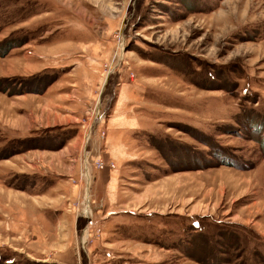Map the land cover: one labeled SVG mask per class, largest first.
<instances>
[{
  "label": "rangeland",
  "instance_id": "1",
  "mask_svg": "<svg viewBox=\"0 0 264 264\" xmlns=\"http://www.w3.org/2000/svg\"><path fill=\"white\" fill-rule=\"evenodd\" d=\"M0 264H264V0H0Z\"/></svg>",
  "mask_w": 264,
  "mask_h": 264
},
{
  "label": "crops",
  "instance_id": "2",
  "mask_svg": "<svg viewBox=\"0 0 264 264\" xmlns=\"http://www.w3.org/2000/svg\"><path fill=\"white\" fill-rule=\"evenodd\" d=\"M79 102L81 103L82 105V112L86 115H88V113H90L91 109H92V100L90 98H88V96H82L80 98H78ZM113 181V179H111ZM90 187H91V183L89 184V190L87 192V189L85 190L87 195L89 196V204L91 203V198L93 196L92 192H90ZM111 188V191H110V195L112 198H115L116 197V192L114 191V189L110 186ZM85 193V194H86ZM91 205V204H90Z\"/></svg>",
  "mask_w": 264,
  "mask_h": 264
},
{
  "label": "bare ground",
  "instance_id": "3",
  "mask_svg": "<svg viewBox=\"0 0 264 264\" xmlns=\"http://www.w3.org/2000/svg\"><path fill=\"white\" fill-rule=\"evenodd\" d=\"M88 209V208H87ZM88 212V210H86Z\"/></svg>",
  "mask_w": 264,
  "mask_h": 264
}]
</instances>
